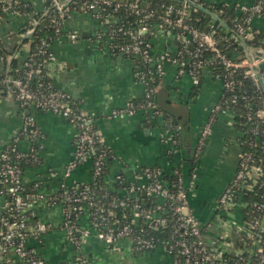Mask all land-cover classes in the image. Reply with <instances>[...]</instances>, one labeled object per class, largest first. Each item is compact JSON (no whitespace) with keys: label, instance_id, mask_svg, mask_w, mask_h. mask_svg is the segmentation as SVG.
<instances>
[{"label":"crops","instance_id":"1","mask_svg":"<svg viewBox=\"0 0 264 264\" xmlns=\"http://www.w3.org/2000/svg\"><path fill=\"white\" fill-rule=\"evenodd\" d=\"M21 1L28 2L35 12L44 9L43 0ZM205 1L229 8L255 2ZM29 17L31 15H17L7 10L0 12V40L5 50L16 51V57L21 59L27 54L28 45L22 42L24 34L20 31ZM250 28L264 32V12L252 17ZM100 29V24L91 15L71 13L64 22L63 35L50 47L52 59L47 62V70L54 86L66 91L77 107L93 119L94 129L110 149L112 157L106 161L108 187L113 189L114 177L119 174L124 175L126 181L144 185L141 169L145 166H157L165 175L176 169L182 174L189 173V207L203 228L205 242L215 250L236 251L244 226L243 214L240 209L223 210L217 206V199L233 179L238 162L239 145L228 115L214 121L208 135L199 143L200 131L221 91L220 79H214L211 72L204 69L198 91H195L187 75L178 77L175 66L165 64V75L156 90L155 100L169 118L159 115L148 119L143 110L111 118L114 108L143 97L144 87L135 79V62L125 55L111 54L107 44L94 37ZM71 35L75 37L71 38ZM151 42L154 53L173 52L178 44L173 35L158 30ZM3 68L0 62V75ZM256 69L264 83V61L259 62ZM30 114L38 134L18 136L24 125L19 104L8 94H0V154L11 141H15L20 151H27L33 143L38 145L37 155L41 162L23 169L24 184L36 182L38 192L49 197L61 187L89 183L92 179L90 159L65 175V168L75 153V127L57 114L33 108H30ZM177 121L181 123V131L173 145L169 139L176 126L170 130L168 126ZM193 172L196 177L189 180ZM120 195H124V190L119 191ZM4 200L0 188V216ZM27 213L32 218L30 224L39 221L46 226L39 240L29 238L27 241L45 264H75L78 254L86 264H171V256L162 239L152 249L142 252L133 249L129 238L106 244L96 236L94 229L89 228L84 216L79 219V225L89 228V234L81 238L76 248L62 228L60 204L35 200L28 205Z\"/></svg>","mask_w":264,"mask_h":264},{"label":"built area","instance_id":"2","mask_svg":"<svg viewBox=\"0 0 264 264\" xmlns=\"http://www.w3.org/2000/svg\"><path fill=\"white\" fill-rule=\"evenodd\" d=\"M195 1L196 0H182V7L180 10L176 11L174 18L170 17L173 14L170 6L167 9L166 17L156 26V31L168 33L174 26H181L187 33L186 35L182 33L176 36L177 42H181L184 45L189 44L191 41L197 43L194 50H187L188 54L194 58L191 66L189 68L185 67L187 69L182 67L177 69V76L187 75L193 85L199 84L200 78L198 76V71L199 69H205L207 61L200 59L196 51L203 46L205 49L214 52V58H217L226 70L244 66L246 68L245 73L258 82L257 78L260 76L256 68L259 62L264 61V56L249 54L248 58L244 61L240 63L234 62L219 52L216 47L215 39L211 33L198 31L184 23V20L188 17V9ZM112 2L113 0H94L82 11L91 15L97 22L99 19L103 18L105 23L117 25L116 28H111L109 31L103 29L101 30L102 33H95L94 37L107 44V47L108 42L114 38V35L123 30L119 24L120 17L116 14L121 5L116 3L115 6H112ZM263 2L264 0H255L251 5H240L238 7L240 12L248 14L244 19V22L248 25L243 26L238 23L236 26L238 34L243 40L251 37L250 21L252 17L259 16L264 12ZM14 3H16L15 0H0V6L3 10L7 11H10L9 8ZM52 4L54 10L58 12L60 17L68 18L70 14L73 13L70 7L71 0H52ZM111 6V10L106 11V8ZM124 7L134 11L136 14H143L141 22L150 16L149 12H145V3L138 4L134 2ZM30 15L31 14L26 16ZM28 20L32 25L37 23V20L32 16L29 17ZM30 31L31 30H29L27 34H30ZM146 31L147 26L145 24L138 30L127 29L123 31L129 39L128 42L118 46L119 54L129 55L138 60L141 59L148 65V70L146 71L148 75L157 74L163 78L165 75V64L170 52L154 53L152 51V43L143 40L142 36ZM74 37V35H71V38ZM51 59L52 53L48 55L44 64L32 66L30 62L26 61L24 63L26 68L21 77H5L2 83L7 88V94L20 106H30L40 112L57 114L68 119L75 127V153L73 159L69 161L65 168V175H68L84 160L91 159L93 169L92 175L97 177L102 173L107 158L104 148L96 144V140L100 138V136L94 129L93 119L79 108L73 106L71 97L66 91L55 87L53 83H48V90L46 91L47 88L44 82L39 80L43 71L49 76L47 62ZM3 60L4 58L0 56V62L3 63ZM185 61L190 62L187 58L180 64L184 65ZM140 77L141 79L138 82L144 87V97L148 98L155 89L148 84L144 73L141 72ZM231 85H233L232 81H226L224 83L226 88ZM44 90L46 92H44ZM137 110L141 109H135L133 102L129 101L123 107L114 108L110 113V117L121 118ZM149 111L157 116L161 115V112L156 109V106L150 105ZM216 112H220L224 116L228 115L226 109L221 108L219 104L215 103L211 107L207 120L200 131L199 143L208 135L210 126L214 122V114ZM258 115L263 117L264 110L258 111ZM23 123V130L25 132L29 131L34 136L38 134L33 115L30 114L27 116ZM230 124L232 125L231 120ZM170 126L169 124L168 129ZM171 132L174 134L170 137L169 141L175 145L177 143L176 136L179 132V126H176ZM236 142L239 145L237 169L231 182L224 187L219 195L217 206L223 210L240 209L244 219L243 208L248 204L243 199L244 192L250 190L259 180H264V163H255L253 154L241 149L240 143L238 141ZM0 158V182L5 184V188L1 190L5 198V203L0 216V256L2 258V264H45L44 260L35 253L34 249L27 245V241L29 238L39 240L46 231V226L39 221L30 224L27 216V208L28 205L35 200H46L47 202V197L39 192L32 194L24 190L22 170L16 166L14 159H10L7 151L2 150ZM173 174L177 177L176 183L164 178L163 172L159 167L145 166L141 169V176L145 179V184L139 186L131 183L129 187L123 188L124 195L141 191L143 194L154 195L158 200H168L171 205H173V212L177 217V223L182 232V236L176 238L174 242V255L171 264H202L203 262L215 264V260H219L223 254L239 252V248L236 251L225 249L215 250L205 242L203 238V228L198 219L190 211L189 207L188 187L191 185V182L189 181V186L185 188L183 174L180 173L178 169L174 170ZM195 177L196 173L193 172L190 174L189 180ZM115 178L119 180L123 179L120 175L115 176ZM171 187H175L176 190L171 191ZM108 188L109 187H107V189ZM95 199L94 194L91 193L87 186L82 189L75 187L72 194L66 195V204L63 207L61 206L63 210L62 228L76 248L79 247L81 238L89 234V228L94 229L96 236L106 244H112L120 238H129L132 241L133 249L139 252L150 250L156 245L152 240L146 239L140 234H135L132 224L136 222L138 213L132 216L129 222L121 226L116 224V222L108 224L109 221L107 217L110 218L114 214L110 209H107L106 216L98 214L96 210L88 215L87 210L95 208L96 206ZM119 199L120 196H118L116 203L119 202ZM252 206L255 211L264 210V200L261 203L255 202ZM71 215L85 216L89 223V228H82L79 225V219L81 217L73 222L71 220ZM90 217H92V221H89ZM149 222L154 225H162L165 224V219L155 218L149 220ZM242 236L249 239L255 246V249L264 254V248L259 247V240L264 238V222L260 221L257 216H250L248 220L244 219L243 229L240 230V241L242 240ZM75 264L86 263L84 258L78 254Z\"/></svg>","mask_w":264,"mask_h":264},{"label":"trees","instance_id":"3","mask_svg":"<svg viewBox=\"0 0 264 264\" xmlns=\"http://www.w3.org/2000/svg\"><path fill=\"white\" fill-rule=\"evenodd\" d=\"M15 1L16 3H14L9 10L18 15L26 16L31 14V16L37 20V23L32 25L30 21L27 20L20 31V34H24L22 42L28 45L27 54L23 59L16 57V51L8 52L5 50L0 40V56L4 58V68L0 75L1 95L7 94V88L2 83V80L5 77H21L26 68L24 66L26 61L30 62L32 66L44 64L48 55L51 53L50 47L52 43L63 35L64 22L67 19V17H60L58 12L54 10L52 0H43L44 9L41 12H35L33 7L28 2L21 0ZM93 1L94 0H71L70 7L73 12H82L85 7ZM134 2L138 4L145 3V12L150 13V16L143 22H141L143 14H136L134 11L124 7L125 5ZM112 3V6H115L116 3L121 5L116 14L120 17L119 24L123 30L117 32L114 35V38L108 42V48L110 49L111 54H119L118 46L128 42L129 38L123 33V31L127 29L138 30L143 24H145L147 26V31L142 37L144 41L150 43L156 31L157 24L161 23L163 18L166 17L167 9L171 6L173 14L170 17L174 18L176 11L180 10L182 7V0H113ZM112 6L107 7L106 11H110ZM198 6H202L210 12L215 13L227 25V28L223 27L219 22L214 21L208 14L200 10ZM2 11L3 9L0 6V12ZM247 16V13L240 12L238 8L210 5L205 0H196L194 4L189 7L188 17L184 20V23L198 31L211 33L215 39L216 47L219 52L226 58L240 63L247 59L249 54L264 56V32L250 28L251 37L244 39L245 46L242 45L241 40L239 39L236 26L238 23L243 26H247L248 24L244 22V19ZM98 23L101 25V29L97 30L96 33H102L101 30L103 29L109 31L111 28L117 27L116 24L105 23L103 18L99 19ZM29 30H31L29 32V36L25 37ZM169 33L176 37L182 33L186 35L187 32L184 31L181 26H174L171 28ZM196 44L197 43L193 41L187 45L179 42L176 50L170 52L166 64L175 66L176 70L181 67L189 68L194 58L188 54L187 50H194ZM196 52L200 59L207 61L205 69L211 72L214 79H220L221 81V91L216 103L219 104L221 108L227 110L228 118L232 121V126L236 131L235 140L240 143L241 149L253 154L255 163H264V116L261 117L258 115V111L264 110V89L256 80L245 73L246 68L244 66L226 70L221 62L217 58H214V52L211 50L205 49L202 46ZM125 56L131 58L135 62V79L139 81L141 79L140 74L142 72L145 74V79L148 81V84L155 89L148 98L143 96L140 99L132 100L135 109L145 111L147 118L150 119V116H157L149 111L150 105H153L156 106V109L159 112H161L162 116L169 118L168 113L160 108L155 100L156 90L161 84L163 78L157 74L148 75L146 73L148 65L141 59H134L129 55ZM187 58L190 62L185 61V64L181 65L180 63ZM202 71V69H199L198 71L199 78L202 77ZM40 76L39 80L44 82L46 88L48 87V83H53L51 78L46 75L44 71ZM226 81H232L233 85L226 88L224 86ZM198 87L199 84L193 85L195 91H198ZM47 90L48 88L46 91ZM46 91L44 90V92ZM71 101L73 106L77 107L76 102L72 98ZM19 107L21 109L23 119L25 120V118L30 115L31 107H23L20 105ZM221 116L224 115L220 112H216L214 114V121ZM170 125L169 129H172L174 125L181 126V123L177 121L175 124L170 123ZM180 131L181 130H179V132ZM178 134L176 136V140L178 138ZM20 135L34 136L29 131L25 132L23 127L21 128L18 136ZM96 144H99L104 148L106 158L112 157L110 149L103 144L100 138L96 140ZM37 150L38 145L33 143L27 151H20L16 147L15 141H11L3 148V151L8 152L10 159H14L16 166L21 168L22 171L26 166L36 165L41 162L39 156L37 155ZM178 170L182 173L180 169ZM91 171H93L92 165ZM106 173L107 168L105 165L102 173L97 177L92 175V179L89 183H78L69 187H61L56 193L47 197V203L50 205L60 204L63 207L66 204L65 197L67 194H72L75 187L82 189L87 186L96 198V206L95 208L87 210L88 215L96 210L98 214L106 216L107 209H110L114 212V214L110 218L107 217V220L109 221L108 224L116 222V224L121 226L122 224L129 222V219L138 213L136 222L132 224L135 234H140L144 238L152 240L155 244L158 240L162 239L165 246L168 247V252L172 260L174 255V242L176 238L182 236V232L178 226L177 217L173 212V205H171L170 201L158 200L154 195L143 194L141 191H136L131 194L127 193L123 195L120 197L119 202L116 203L119 191L123 190L125 187H129L131 182L126 181L124 178L125 176L119 174L124 180H119L114 177L112 185L113 189H107L108 183L106 181ZM163 177L173 183H176L177 177L173 173L170 175H165V173H163ZM0 188L1 190L5 188V184L3 182H0ZM24 190L27 193L36 194L38 192V184H36V182L24 184ZM170 190L175 191L176 188L171 187ZM243 199L246 203H248L243 208L244 219L248 220L250 219V216H257L260 221L264 222V210L255 211L252 206L253 203H261L264 200V180H259V182L250 190H246L244 192ZM81 215H71V220L75 222L79 217H81ZM27 216L29 221L32 222V218L29 217L28 213ZM155 218H164L165 224L154 225L149 222V220ZM90 220L92 221V217L89 218V221ZM259 242V247L264 248V238H261ZM76 257H78V255ZM263 259L264 254L255 249V246L249 239L242 236V240L239 242V252L225 253L219 260H215L214 263L264 264ZM202 264L209 263L203 262Z\"/></svg>","mask_w":264,"mask_h":264},{"label":"water","instance_id":"4","mask_svg":"<svg viewBox=\"0 0 264 264\" xmlns=\"http://www.w3.org/2000/svg\"><path fill=\"white\" fill-rule=\"evenodd\" d=\"M198 8L200 10H202L204 13L208 14L214 21L219 22L223 27L227 28V25L213 12H210L209 10H207L206 8L202 7V6H198ZM29 36V34H26L25 37ZM239 39L241 40V43L243 46H245V41L243 40V38L241 36H239ZM258 82L260 84V86L264 89V83L262 81V79L260 77L257 78ZM189 173H184V182H185V188L187 187V178H188ZM121 197V195H120Z\"/></svg>","mask_w":264,"mask_h":264}]
</instances>
